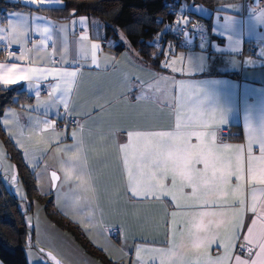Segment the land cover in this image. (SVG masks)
Wrapping results in <instances>:
<instances>
[{
	"label": "crops",
	"instance_id": "obj_1",
	"mask_svg": "<svg viewBox=\"0 0 264 264\" xmlns=\"http://www.w3.org/2000/svg\"><path fill=\"white\" fill-rule=\"evenodd\" d=\"M13 1H21L36 9L10 10L5 20L0 10V27L7 29L12 25L16 28L15 33L12 31L0 33V36L4 37L0 39V49L5 52L4 55H0V63L16 62L26 68L78 70L80 75L74 85L73 94L69 98L70 106L78 105L76 113L85 111L92 113L91 116L83 119L77 115L75 119L79 123L75 126L69 125L70 119L67 117L57 118L54 114L48 115L47 118L54 122V127L41 130L43 125L37 127L28 119V117L45 118L43 110L30 111L25 107H34L37 104L34 89L28 88L29 82L18 81L8 86L0 84L4 88L21 87L33 96V101L29 104L18 107L7 106L0 120L8 138L22 151L25 162L34 170L39 192L41 185L45 187L52 195L55 209L72 222L75 219L74 211L78 209L86 221L83 227L88 230L92 244L100 249L107 259L117 264H159L160 259H163L165 264H174L175 256L169 258L151 251L153 248H168L173 240L177 245L176 253L182 258L184 264H199L205 253L213 258L224 255V247L218 244L219 241L235 245L230 249L232 257L239 256L241 259H247V254L236 253V248L240 242L244 243V236L247 235V229L251 226V221L255 216L250 211L243 213L240 238L233 240L234 217L230 213L234 207L232 204L234 194L230 190L225 192L220 204L216 206L217 210L223 208L229 213L223 218L225 222L219 223L222 219L219 216L205 218L206 223L210 222L205 235L211 239L215 234L217 243H207L197 248L187 235L188 230L192 228L189 223L192 218L182 213L200 209L174 206L177 203L181 205L196 203L184 198L183 193L189 190L184 189L181 193L179 188L173 189L172 191L178 197L175 202H170V197L160 195L132 197L127 184V172L129 167L135 172L139 161L133 158V149L130 148L129 163L125 166L124 152L118 148L120 144L129 143L128 131L170 132L175 129L177 120L174 112L176 109L171 102L165 103V99L170 100L174 94L178 97L179 90L173 93L172 85L162 82L160 90L164 92L167 88V92L157 97L151 96L154 89L148 88V84H155L162 77H170L177 84L183 80L185 97L196 96L200 92L213 93L217 100L210 106L214 114L210 129L215 132L217 143L221 141L218 129L230 126L236 136L225 143L247 144L248 129H255L260 123L261 109L264 107V58L250 54L248 47L250 44H256L259 47L264 44V40L260 37V34L264 35V27L256 29L252 16L244 14L243 1L220 0L208 5L184 0L188 6L196 5L198 10L193 9V16L207 20L210 26V36L204 41L205 50H201L199 46L201 40L198 38L191 44L184 45L176 38L168 36L163 40L161 47L163 57L157 66L144 60L131 46L129 40L128 43H122L123 49L117 50L118 42L106 37L105 23L98 17L72 15L68 19L56 20L37 9L40 8L38 6L40 0H36L35 4L27 3L26 0ZM62 5L63 1L62 4L48 6ZM261 12H264V9ZM16 13L23 15H13ZM24 17H29V19L25 20ZM35 17L46 19L36 20ZM81 17L86 18L83 24L71 25L73 20L79 21ZM226 18L231 19L226 20ZM179 20L189 21L190 16L183 15ZM36 25H39L41 30L43 27L50 28V32L46 34L50 39H47V44L44 46L40 45L46 36L31 31ZM61 25H71V27L62 30ZM25 33H28L29 38L25 39ZM82 36L87 38L81 40ZM228 36L232 37L231 41L228 40ZM16 40L21 43H15ZM121 40L122 38H119L120 42ZM110 42H115L116 46H111ZM93 44L100 46L94 50L96 65L91 64L93 51L91 45ZM229 44L232 48L239 49V54L226 50ZM5 45H7L6 48ZM213 45H217L221 50L217 51ZM168 46H172V51H169ZM10 47L20 48V53H15V55L19 57L21 52H24L25 59L23 61L9 60V57L13 55L7 52ZM53 50H55V55ZM81 50L84 56H81ZM61 54L65 61H77L79 65L84 66L77 68L74 63H60ZM53 55L59 59V62H54ZM190 55L206 57L203 70L199 73H196L193 64L189 63ZM165 60L169 63L172 61H177V63L173 64L172 69H165L161 67V63ZM245 61H253V63L247 64ZM13 75L15 77V74ZM29 75L32 74L29 73ZM35 75H40V73ZM54 77L55 73L43 82L39 96L41 102L49 101V91L45 90L44 85L54 82ZM126 83L137 85V88L127 92ZM139 83H143L146 95L145 98L138 100ZM98 92H102V95L98 96ZM108 101L112 103L108 104ZM94 105H105V107L98 110L93 107ZM194 106L186 102V106L179 109L181 122H186L185 117L191 116ZM61 116H63L62 111ZM59 123L66 124V128L60 129ZM81 124L83 125L82 130ZM188 130L207 132L209 128ZM71 131H76L77 138L83 139L82 150L66 147L75 143L71 137L65 138ZM58 134H65V136ZM253 135L255 136L256 133L253 132ZM190 142L197 144L196 136H192ZM133 143L139 149L144 146L145 140L143 137L139 139L134 137ZM253 153L259 155L255 147ZM85 157L84 171L72 166L73 158L83 159ZM49 169L59 175L57 187L63 182V189L58 191L61 192L59 200L58 192L54 195L53 189L49 188L51 183L47 173ZM65 169H68L72 176V179L67 182L64 179ZM89 176H91V185L85 191L77 185V177L87 180ZM165 183L167 184L168 181ZM230 183L235 185L237 181L233 178ZM253 188L256 190L257 207H264V169H261L259 165L254 175L249 176L245 173V179L241 183L239 196L245 199L249 206L252 203L251 190ZM59 201L62 203V209L57 205ZM173 211L178 213L175 218L170 215ZM173 219L176 221L175 224L172 223ZM83 227L81 228L84 230ZM113 229L119 230L117 238L112 236ZM50 230L53 231V228L50 227ZM67 238H69L68 234ZM68 241H72L71 238ZM75 243L72 242L75 247L74 252L76 251L75 255L80 256ZM138 247L143 248L139 256L136 254ZM152 257L156 259L153 260ZM61 258L66 262V257ZM0 264L5 263L0 259ZM229 264H236V262L232 259Z\"/></svg>",
	"mask_w": 264,
	"mask_h": 264
},
{
	"label": "snow or ice",
	"instance_id": "obj_2",
	"mask_svg": "<svg viewBox=\"0 0 264 264\" xmlns=\"http://www.w3.org/2000/svg\"><path fill=\"white\" fill-rule=\"evenodd\" d=\"M27 3L35 4L36 0H26ZM259 2V0H257ZM62 4V0H40L39 7ZM189 7L188 5H183L181 11L184 8ZM194 10H198L195 4L190 6ZM252 19L255 22V27L259 30L264 27V12H260L258 15L255 11L251 10ZM16 16H22L23 14L16 13ZM74 15V13H73ZM25 20L29 17H24ZM36 20L46 19L42 17H35ZM86 18L81 17L79 21L73 20L71 25L77 23L83 24ZM231 19V18H226ZM178 26L177 30L181 31L184 35V44L189 45L192 42L193 37L189 35L186 31L190 21L179 20L176 22ZM71 25H61L60 28L67 29ZM174 30L171 25H169L165 31ZM12 31L15 33V26L10 25L9 28L5 29L0 27V33ZM32 32H39L41 35H45L46 39L41 41L40 46L47 44V39H50L46 34L50 32L49 27H43L41 30L39 25H36L31 29ZM193 31H199L194 28ZM262 40H264V35L260 34ZM0 36V39H3ZM29 38L28 33H25V39ZM87 37L82 36L80 39L85 40ZM228 40L231 41L232 37L228 36ZM15 43L19 44L21 41L16 40ZM121 43H124L123 39ZM111 46H116L115 42H110ZM160 47L159 44L154 45ZM200 48L202 51L205 50V43L203 38L200 41ZM7 45H5V48ZM100 46L97 44L91 45L93 49L91 53V64L96 65V53L95 49ZM169 51H172V46H168ZM213 47L220 51L217 45ZM228 51L239 54V49H234L231 44L227 47ZM30 51V50H26ZM66 52V49H65ZM163 54V48L161 49ZM55 55V50H53ZM81 56H84L83 50H81ZM258 56L264 58V44L258 48ZM87 57H85L86 59ZM25 59L24 52H21L20 56L17 57L15 53L9 60L23 61ZM107 59V58H106ZM183 59V56H181ZM206 57L204 55H197L195 57L189 56V63L193 64L196 73L203 70L204 62ZM247 64H252L253 61H245ZM60 63H74L77 68L84 65H79L77 61H65L63 59V54H61ZM177 61H172L169 63L165 60L161 63V67L165 69H172L173 64ZM182 71V70H181ZM31 73L32 75H29ZM40 73V75H35ZM55 73L54 82H49L44 85L45 90L49 91V101L41 102L39 100L40 89L44 81H47L49 76ZM15 74V77L14 75ZM80 73L78 70L69 71L68 68H53V69H40V68H26L21 67L19 63L13 62L10 64L0 63V84L8 86L14 85L18 81H27L28 88L30 90L34 89V98L37 99V104L33 106H25L30 111L32 110H43L45 112V118L40 119L36 117H28L30 122H34L35 126L39 127L43 125L44 128L54 127V122L49 120L48 115H56L57 118L67 117L68 119H75L78 115L81 119L89 117L92 115L90 111H85L83 113H76V108L78 105L70 106V97L73 94L74 85L77 82V78ZM133 79H136L133 77ZM162 82H167L172 85V91L175 93L177 89L180 95L177 97L175 94L169 98L165 99V103L171 102L173 107L176 109L174 115L176 116L177 123L175 124V129L170 132H127V138L129 143L120 144L118 148L123 150L124 157L123 163L125 166L129 163L128 152L129 149H133L134 159L138 160L139 163L136 165V171L133 172L132 168H128L127 172V184L130 189V194L132 197H149L160 195L162 197H170V202H175L178 197L173 189L179 188L180 192L183 193L184 189H188L187 193H183V196L187 200L195 201L194 204L181 205L179 203L174 206L189 208V209H200L198 211H191L182 213V215L190 216L192 219L189 223L192 228L188 230L187 235L193 240L195 247H203L207 243H217L215 234L212 235L211 239L205 233L208 231V223H206V217H216L219 216L222 219L219 223H224V217L229 215L228 212L221 208L217 210V205L220 204L226 191H231L234 194V199L232 204L234 205L231 215L234 217V232L232 239H239V232L242 227L243 213L245 211H250L254 214L255 218L251 221V226L247 229V235L244 236V243L240 245L241 249L247 253V259H241V257H232L230 255V249L234 248V244H225L224 241H219V245L224 247V255L213 258L208 256L206 253L200 259L199 264H229V261L234 259L236 264H264V207L258 208L256 205L255 188L252 191V203L247 205L246 200L239 196L241 189V183L245 179V173L252 176L257 170V165L261 169H264V107L261 109L260 123L257 124L255 129H248V140L246 145H230L223 142L222 140L217 143L215 132L211 131L210 125L213 123L214 114L211 110V105L216 102L217 98L213 93L210 92H200L199 95L192 97H185L184 95V84L183 80L179 81L178 84L174 82L170 77H162L155 84H148V88L154 89L150 94L151 96H162L164 92H167V88L164 92L160 90V84ZM137 85L131 83H126V91L131 92ZM139 95L137 99H143L146 95V89L143 83L138 85ZM98 96L102 95V92L97 93ZM124 95V94H122ZM187 104L195 105L192 108L191 116L185 117L186 122H181V116L179 114V109L184 108ZM111 104V101L107 102ZM177 105L179 106L177 108ZM95 109H102L105 105H94ZM61 111L63 116H61ZM14 114V113H10ZM75 114V115H74ZM99 119V117H95ZM79 123V121H78ZM81 130L83 125H80ZM196 128H209V131H196L188 129ZM253 132L256 135H253ZM59 136H65V134H58ZM78 134L76 131H71L65 136L71 137L75 143L73 145L66 146L68 149L82 150L83 139L77 138ZM196 136L198 143L192 144L190 138ZM139 139L143 137L145 144L142 148L137 149L133 143V138ZM258 151L259 155H254L253 149ZM23 155V153H22ZM72 166L74 168H80L84 171L86 167V157L73 158ZM52 178L59 179L56 172L51 173ZM235 178L237 183L232 185L230 182ZM15 179V177H13ZM65 181L72 179L71 172L68 169L64 171ZM165 181H168L166 184ZM77 185L82 187L85 191L91 185V176L87 180L77 177ZM171 217L175 218L178 213L173 211L170 213ZM175 224V219L172 220ZM184 235V233H182ZM177 245L175 240L172 241L171 246L168 248H153L151 251L159 253L161 256H167L169 258L175 256L176 260L174 264H184L182 258L176 253ZM143 250L142 247H138L136 254L140 255ZM42 251V250H41ZM151 259L155 260L156 257ZM59 264V262H57ZM159 264H165L163 259L159 260Z\"/></svg>",
	"mask_w": 264,
	"mask_h": 264
},
{
	"label": "trees",
	"instance_id": "obj_3",
	"mask_svg": "<svg viewBox=\"0 0 264 264\" xmlns=\"http://www.w3.org/2000/svg\"><path fill=\"white\" fill-rule=\"evenodd\" d=\"M62 6H44L37 8L56 20H64L74 15H88L100 18L105 23L107 38L119 40L123 33L146 61L159 65L163 54L156 46L149 43L164 27L166 3L169 0H62ZM220 0H194L212 4ZM33 10V6L21 1L0 0L3 20L10 10ZM207 22V20H205ZM168 34L164 35L167 38ZM119 43L116 49H123ZM0 49V55H4ZM33 101V96L21 87L4 88L0 85V117L7 106H20ZM0 136L7 146V158L14 165L19 181L22 183L26 198H19L7 185L0 170V259L5 264H29L26 247L34 239V228L26 220V213L32 212L35 198L44 200L48 215L62 228L70 231L83 245L87 252L101 257L107 264H117L107 259L87 238L82 228L66 219L54 207L52 197L41 196L35 172L24 160L22 151L8 138L0 120ZM236 136V135H235ZM26 201V211L21 202Z\"/></svg>",
	"mask_w": 264,
	"mask_h": 264
},
{
	"label": "rangeland",
	"instance_id": "obj_4",
	"mask_svg": "<svg viewBox=\"0 0 264 264\" xmlns=\"http://www.w3.org/2000/svg\"><path fill=\"white\" fill-rule=\"evenodd\" d=\"M119 35V38H122L125 43H128V39L123 33L119 32ZM110 39L117 41L118 44L121 43L118 39ZM7 155V146L5 144L4 139L0 136V170H2L3 172V178L6 181L8 187L19 198L24 199L26 198L25 189L22 183L19 181L14 169V165L13 163H11V161H9ZM51 171L52 170L49 169L47 172L51 180L49 188L51 190L53 189L55 195L56 192H58L60 189H63V182L60 183L58 187H54L52 182ZM13 177H15V179H13ZM49 188L48 191H50ZM40 194L45 199L52 196L49 194V192H47L45 187H42V185L40 186ZM59 194H61V192L57 193L58 200L60 198ZM57 205L60 209L63 208L62 203L60 201L57 203ZM78 205L80 206V203ZM21 208L26 211V201L21 202ZM73 215L75 217V219H73L74 223L75 221H77L78 223L76 222V224H78L80 227L85 226L84 223L86 221L82 217L83 214L78 209L76 210V212L74 211ZM26 220L34 228V239L32 242H29L28 246L26 247V255L29 264H57V262H59V264H107L101 257L87 252L83 245L75 238V236L70 231V233H67L66 231L68 230L59 226L48 215L45 210L44 200H40L38 198H35L33 200L32 212L26 213ZM50 227L53 228V231L50 230ZM83 228V232L90 241L89 235L87 233L88 230L86 229V227ZM67 234L69 238H67ZM70 238L72 241H68V239ZM73 241L76 242V250H79L80 256L75 255L76 251L74 252L75 247H73L72 245ZM61 257H66V262H64Z\"/></svg>",
	"mask_w": 264,
	"mask_h": 264
},
{
	"label": "built area",
	"instance_id": "obj_5",
	"mask_svg": "<svg viewBox=\"0 0 264 264\" xmlns=\"http://www.w3.org/2000/svg\"><path fill=\"white\" fill-rule=\"evenodd\" d=\"M191 2H194V0H189ZM243 4H244V14L245 15H250L251 16V12L250 9L255 11L256 14H258L259 12H261L264 9V0H259V2H257V0H242ZM183 5H187L184 3V0H169L166 3V15L164 16V27L163 29L160 31V33L158 35H156L153 39H151L149 41L150 44L152 45H157L159 44L160 47H157L158 49L161 48L163 46V38L165 34H168V36H171L173 38H176L180 43L184 44V35L182 34L181 31L177 30L178 27H183L178 26L177 25V21H179V19L184 15H189L190 16V23L187 26V30H189L191 32V35H195L197 36V38L199 40H201V38H203V40H207L210 36V26L209 24L202 19L201 17L197 16H193L194 14V10L189 6L184 8L183 11H181V8ZM198 14H200L198 12ZM171 25L172 28L174 30L172 31H165V29ZM196 28L199 31H193V29ZM185 45V44H184ZM258 48L259 46L256 44H250L248 47V51L250 52V54L257 56L258 55ZM20 48L17 47H10L7 49L8 53H20ZM54 62H59V59L57 57H55L54 55L52 56ZM78 120L77 119H71L69 120V125L71 126H75L77 125ZM58 127L60 129H64L66 128V124L64 123H59ZM235 131L232 129V127L230 126H224V127H220L218 129V135H219V140L222 141H228L231 138H233L235 136ZM119 230L118 229H113L112 232V236L114 238H117L119 236ZM243 244V242H240L236 248V253H245L247 254L245 251H243L240 247V245Z\"/></svg>",
	"mask_w": 264,
	"mask_h": 264
},
{
	"label": "water",
	"instance_id": "obj_6",
	"mask_svg": "<svg viewBox=\"0 0 264 264\" xmlns=\"http://www.w3.org/2000/svg\"><path fill=\"white\" fill-rule=\"evenodd\" d=\"M187 32L189 33V35H190L191 37H193L192 42H194V41L197 39V36H195V35H191V32H190L189 30H187ZM52 172H55V171H52ZM52 172H51V173H52ZM56 175H57V177H59V175H58L57 172H56ZM58 180H59V179H55V180H54V179L52 178V182H53V186H54V187H56Z\"/></svg>",
	"mask_w": 264,
	"mask_h": 264
}]
</instances>
